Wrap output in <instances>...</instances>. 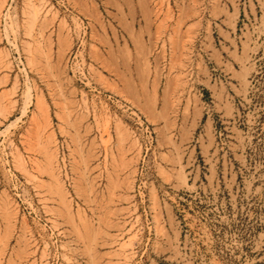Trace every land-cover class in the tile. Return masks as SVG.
I'll return each instance as SVG.
<instances>
[{
  "label": "rangeland",
  "instance_id": "1",
  "mask_svg": "<svg viewBox=\"0 0 264 264\" xmlns=\"http://www.w3.org/2000/svg\"><path fill=\"white\" fill-rule=\"evenodd\" d=\"M0 264H264V0H0Z\"/></svg>",
  "mask_w": 264,
  "mask_h": 264
},
{
  "label": "bare ground",
  "instance_id": "2",
  "mask_svg": "<svg viewBox=\"0 0 264 264\" xmlns=\"http://www.w3.org/2000/svg\"><path fill=\"white\" fill-rule=\"evenodd\" d=\"M39 8H37V10H38ZM36 9H34V11H35ZM32 11V10H31ZM40 11V10H39ZM27 12V11H26ZM34 13V12H33ZM37 12L35 11V14H36ZM25 15V14H24ZM31 33V32H30ZM52 161V160H51Z\"/></svg>",
  "mask_w": 264,
  "mask_h": 264
},
{
  "label": "crops",
  "instance_id": "3",
  "mask_svg": "<svg viewBox=\"0 0 264 264\" xmlns=\"http://www.w3.org/2000/svg\"><path fill=\"white\" fill-rule=\"evenodd\" d=\"M252 14V13H251Z\"/></svg>",
  "mask_w": 264,
  "mask_h": 264
}]
</instances>
